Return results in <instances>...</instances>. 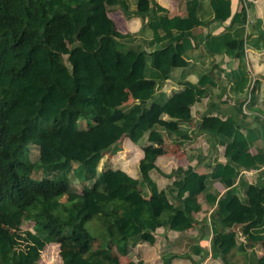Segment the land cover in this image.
Listing matches in <instances>:
<instances>
[{
    "label": "trees",
    "instance_id": "1",
    "mask_svg": "<svg viewBox=\"0 0 264 264\" xmlns=\"http://www.w3.org/2000/svg\"><path fill=\"white\" fill-rule=\"evenodd\" d=\"M185 1L186 16L169 18L156 3L146 11H130L126 0H0V264H37L49 244L58 246L62 264H120L114 251L125 256L136 241L153 244L158 228L190 229L201 210L200 195L217 213L211 218L218 226L211 257L231 264L235 227L255 210L260 219L240 230L250 250L244 264H264V253L257 257L253 251L257 244L264 250V149L250 152L261 138L259 130L243 127L230 115L203 119L197 131L223 147L225 162L215 163L207 174L188 167L163 175L174 177L169 197L159 193L149 175L157 147L166 141L177 144L187 135L182 125L192 119L191 106L214 86L207 73L196 84L184 81L181 90L157 99L156 85L168 80L178 63L175 45H161L182 34L185 57L196 38L193 30L207 25L198 16L197 0ZM112 6L126 18L151 16L146 26L150 39L142 40L149 51L137 52L128 79L131 86H153L131 91L134 102L127 106L111 107L101 99L113 90L121 58L135 42L115 29L108 17ZM210 7L213 22L231 16L230 0H210ZM245 17L243 8L232 16L227 32L201 40L209 55L239 61L230 74V97L234 113L243 119L244 110L251 111L257 102L245 49L264 48L245 36ZM67 69L69 77L63 72ZM124 137L141 145L145 162L139 179L101 168L104 156L113 154ZM32 146L38 150L34 162L28 157ZM250 171L258 172L255 183L242 179ZM65 176L83 184L80 195ZM214 183L225 191L220 194ZM93 197L98 201L91 207ZM25 222L33 223L32 231L22 229ZM17 243L26 250H16Z\"/></svg>",
    "mask_w": 264,
    "mask_h": 264
},
{
    "label": "crops",
    "instance_id": "2",
    "mask_svg": "<svg viewBox=\"0 0 264 264\" xmlns=\"http://www.w3.org/2000/svg\"><path fill=\"white\" fill-rule=\"evenodd\" d=\"M126 1L130 11H146L156 3L167 11L169 18H183L186 16L185 0ZM197 2L198 16L201 20H205L207 25L193 30V35L196 38L195 41H191L192 49L187 52L185 57H183L182 34H176L170 41L161 45L165 47L169 42L175 45L178 63L174 65L176 67L171 71L170 78L163 84L156 85V95L157 99L169 97L183 88L182 83L184 81L196 84L199 77L207 73L214 81V86L211 87L209 96L198 99L191 106L192 119L182 125V128L187 130V135L178 140L177 144L171 145L166 141L165 145L157 147L154 159L150 160L151 168L155 166V169L150 168L149 175L157 184L159 193L164 197L174 195L173 190L168 189L174 177L167 179L163 175H169L177 168L187 169L188 167L193 168L199 174H207L215 163L225 162L223 147L217 145L211 135L201 134L197 131V126L203 119H225L228 115L234 116L243 127L260 131L261 138L254 143L250 152L256 154L258 149H264V48L247 47L245 49L246 71L251 82L250 90L252 86L255 88L254 95L257 96V102L253 105L251 111L244 110L246 116L243 119L234 113L232 108L234 102L230 97V74L238 69L239 61L222 54L209 55L201 41L202 37L208 34L219 36L227 32L231 25L232 16L244 8L246 10L244 34L252 42L259 40L261 45L264 43V0H230L231 16L222 23L212 21L210 0H197ZM108 17L119 33L132 35L135 42L132 44L133 49L121 58L113 90L106 95H102L101 99L105 103L115 104V106H127L134 102L130 95L131 91L153 86L151 82L131 86L128 79L129 68L136 58L137 52L141 50L149 51L143 45L142 40L150 39L151 34L146 30V26L151 16L149 15L144 19L138 16L126 18L118 6H112L108 11ZM81 39L87 42L89 35L87 34ZM134 147L140 153L135 152ZM114 149L112 155L121 151L128 154L129 162L117 167L109 165L107 168L120 169L130 177L139 179L140 165L142 161L145 162L141 145L133 144L128 138L124 137ZM160 150L163 152H160ZM198 158H203L200 164ZM261 171L264 172V169ZM257 173V171L245 172V174L243 172L242 175L245 178L242 179L248 183H255ZM213 188L220 194L225 191V187L219 183H214ZM198 202L201 205V210L194 214V223L190 229L184 232H176L158 228L154 233L155 241L153 244L136 241L125 256L118 255L114 251L120 264L129 262H141L142 264H222L220 259H213L210 252L213 231L218 229V226L211 219L217 215L215 207L207 205L203 195L198 196ZM252 219H260L258 211L251 210L242 225L235 227L238 232V239L237 248L233 249L228 256L231 264H244L246 252H250L249 245L241 235L240 230ZM242 245L245 248L243 251L240 249ZM253 251L257 257H261L264 253L263 248L258 244L254 246ZM41 253L40 256H42Z\"/></svg>",
    "mask_w": 264,
    "mask_h": 264
},
{
    "label": "rangeland",
    "instance_id": "3",
    "mask_svg": "<svg viewBox=\"0 0 264 264\" xmlns=\"http://www.w3.org/2000/svg\"><path fill=\"white\" fill-rule=\"evenodd\" d=\"M61 46V45H60ZM62 52H67V47L65 45H63V47H60ZM66 77H69L72 75V72L69 71L68 69L63 71ZM109 106L114 107L115 104H111L109 103ZM126 151V150H125ZM134 151L137 153H140L138 149H136V147H134ZM128 154H125L123 152H118L114 155L108 153L104 156V158L102 159V165L101 168H105L110 166L113 167H117L120 166L122 164H126L127 162H129V156L127 157ZM29 159L31 162H34L37 160L38 157V150L36 147L32 146L29 148V155H28ZM131 159V158H130ZM124 166V165H123ZM73 167H75V165H73ZM71 178V177H70ZM63 180H65L67 183L70 184L71 188L77 193V194H81L82 192V187L83 184L73 180L71 178V181H68L67 176L62 177ZM98 199L96 197H93V199L90 202V206L92 207L93 205H95L97 203ZM12 230H14V227L7 224ZM32 226L33 223L32 222H25L22 226V229L24 230H31L32 231ZM94 246L96 247L97 244H94ZM16 250H26V247L24 245H21V243H17L14 247ZM42 256H40L39 259V263L38 264H62V261L58 255V246L56 244H49L47 247H45V249L42 251L41 253Z\"/></svg>",
    "mask_w": 264,
    "mask_h": 264
},
{
    "label": "built area",
    "instance_id": "4",
    "mask_svg": "<svg viewBox=\"0 0 264 264\" xmlns=\"http://www.w3.org/2000/svg\"><path fill=\"white\" fill-rule=\"evenodd\" d=\"M262 169H264V166H263V168Z\"/></svg>",
    "mask_w": 264,
    "mask_h": 264
}]
</instances>
